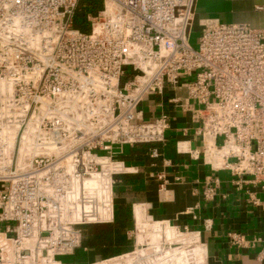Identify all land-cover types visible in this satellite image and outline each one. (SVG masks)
Here are the masks:
<instances>
[{"label":"built area","instance_id":"1","mask_svg":"<svg viewBox=\"0 0 264 264\" xmlns=\"http://www.w3.org/2000/svg\"><path fill=\"white\" fill-rule=\"evenodd\" d=\"M79 3L0 0V264H64L84 227L114 222L113 150L164 142L168 114L138 110L167 86L186 88L174 103L211 167L264 189V31L210 23L195 49L197 0H103L77 28Z\"/></svg>","mask_w":264,"mask_h":264},{"label":"crops","instance_id":"2","mask_svg":"<svg viewBox=\"0 0 264 264\" xmlns=\"http://www.w3.org/2000/svg\"><path fill=\"white\" fill-rule=\"evenodd\" d=\"M195 13L194 30L200 32L214 22L264 31V0H197ZM176 100L189 103L186 88L167 86L163 96H149L140 105L138 116L143 120L168 114L164 142L114 148V160L126 169L116 177L114 222L84 227L82 248L69 256L71 264H101L132 253L136 222L141 221L168 222L198 233L207 264H264V189L250 177L239 188L229 171L211 167L197 134L200 125ZM221 142L216 140L218 146ZM154 150L158 157L152 155ZM208 186L216 189L213 199L204 195ZM121 206L132 216L123 234L124 250L90 246L92 229L113 225Z\"/></svg>","mask_w":264,"mask_h":264},{"label":"bare ground","instance_id":"3","mask_svg":"<svg viewBox=\"0 0 264 264\" xmlns=\"http://www.w3.org/2000/svg\"><path fill=\"white\" fill-rule=\"evenodd\" d=\"M113 169L112 166L109 167ZM137 244L149 248L138 249L135 256L126 255L104 264H207L203 244L197 233H181L168 222H136ZM164 244L171 248L164 249ZM179 244V247L173 245Z\"/></svg>","mask_w":264,"mask_h":264},{"label":"trees","instance_id":"4","mask_svg":"<svg viewBox=\"0 0 264 264\" xmlns=\"http://www.w3.org/2000/svg\"><path fill=\"white\" fill-rule=\"evenodd\" d=\"M102 6L103 0H80L75 17V26L77 28L82 27L85 14L87 12L96 13L102 9ZM131 221L132 216L130 210L122 206L118 207L117 218L113 225H109L108 227L98 226L92 229V237L89 245L106 247L110 250L115 248L116 252H122L124 250L122 247L125 244L123 234Z\"/></svg>","mask_w":264,"mask_h":264},{"label":"rangeland","instance_id":"5","mask_svg":"<svg viewBox=\"0 0 264 264\" xmlns=\"http://www.w3.org/2000/svg\"><path fill=\"white\" fill-rule=\"evenodd\" d=\"M201 35V32L199 30H194L192 35H191V39H190V43H191V46L195 49L198 48V39ZM128 80H130V77L128 78H125L123 80V84L125 82H128ZM138 234V232L136 234H134V236H136ZM176 247H178L177 245H175ZM166 248H169V245H165ZM140 249H143L142 246L139 247ZM148 248V246H147ZM61 260L64 262V264H71L72 263V259L70 257H62ZM143 264H147V262L143 261Z\"/></svg>","mask_w":264,"mask_h":264}]
</instances>
